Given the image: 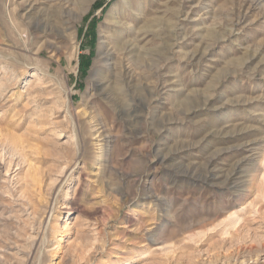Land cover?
<instances>
[{
  "label": "rangeland",
  "instance_id": "1",
  "mask_svg": "<svg viewBox=\"0 0 264 264\" xmlns=\"http://www.w3.org/2000/svg\"><path fill=\"white\" fill-rule=\"evenodd\" d=\"M250 1L0 0V264H264Z\"/></svg>",
  "mask_w": 264,
  "mask_h": 264
},
{
  "label": "bare ground",
  "instance_id": "2",
  "mask_svg": "<svg viewBox=\"0 0 264 264\" xmlns=\"http://www.w3.org/2000/svg\"><path fill=\"white\" fill-rule=\"evenodd\" d=\"M252 1V0H251ZM250 1V2H251ZM255 1V0H254ZM254 1L253 2H251V4H254ZM257 1V0H256ZM258 2V1H257ZM253 6V5H252ZM251 7V6H250ZM52 17V16H51ZM41 18V17H40ZM56 18H57V16L55 17V20H56ZM52 19V18H51ZM127 46V45H126ZM133 46L132 45H128L126 48H125V50H126V52L125 53H127V54H130L131 52H132V50H133V48H132ZM111 54L109 53V52H107V53H105L104 54V56L105 57H109ZM125 70V69H124ZM122 72V71H121ZM126 75H127V72H126V74L125 73H123V76H125L126 77ZM130 75V74H129ZM129 75H127L128 76V78H125L124 79V81H127L126 82V84H129V83H131L130 82V80H132V77H129ZM121 77H122V75H120ZM122 79V78H121ZM134 79V78H133ZM125 83V82H124ZM244 163H242V162H239L238 163V165H236V171L237 172H239V171H241V168L243 167L242 165H243ZM236 171H235V173H236ZM208 176V175H207ZM206 178V177H205Z\"/></svg>",
  "mask_w": 264,
  "mask_h": 264
}]
</instances>
